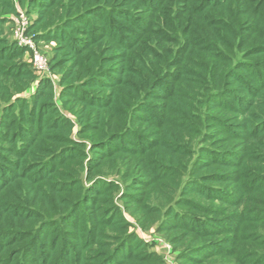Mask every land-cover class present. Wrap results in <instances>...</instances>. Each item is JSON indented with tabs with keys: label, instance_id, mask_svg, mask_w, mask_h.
<instances>
[{
	"label": "trees",
	"instance_id": "trees-1",
	"mask_svg": "<svg viewBox=\"0 0 264 264\" xmlns=\"http://www.w3.org/2000/svg\"><path fill=\"white\" fill-rule=\"evenodd\" d=\"M253 1L0 0V27L17 15V5L26 8L35 15L29 32L41 30L35 40L56 43L53 69L69 65L61 72L60 107L48 80H38L28 98L21 96L37 79L20 61L24 50L2 38L0 29V264H143V254L135 252L143 243L121 235L125 224L104 200L108 183L101 169L121 160L114 165L132 168L142 185L179 173L189 154L182 139L196 138L190 124L201 119L211 139L222 131L238 144L230 152L200 145L191 150L181 197L160 227L197 239L225 235L196 240L187 254L194 262L237 250L244 223L264 215L245 205L264 189V176L245 171L252 158L264 159V143L257 140L264 139V31L255 20H264V0ZM259 32L260 44L253 45ZM246 46L244 57L262 60L236 58L233 64L232 53ZM195 87L201 90L196 104L189 99ZM224 111L234 117L223 121L216 113ZM143 124L153 127L149 137ZM74 132L91 134L88 152ZM257 142L261 153L250 151ZM143 155L153 158L144 169ZM69 161L97 179L85 189L57 167ZM78 189L83 195L73 199ZM190 195L231 205L234 212L219 217L223 211H213V218L175 210L189 207ZM48 214L56 217H41ZM37 220L28 231L29 221ZM28 238V245L15 246Z\"/></svg>",
	"mask_w": 264,
	"mask_h": 264
},
{
	"label": "rangeland",
	"instance_id": "rangeland-1",
	"mask_svg": "<svg viewBox=\"0 0 264 264\" xmlns=\"http://www.w3.org/2000/svg\"><path fill=\"white\" fill-rule=\"evenodd\" d=\"M256 1L257 0H254L253 3H255ZM257 3H261V1H258ZM16 9L18 13L24 14V16L29 21V24L25 29L26 31L24 32V35L25 36L27 35L26 36L27 39H31L34 41L37 52L41 54V56H43L47 61V66H46L47 71L35 70L34 67L32 66L31 57H30L31 54L29 52H25L24 50V54L22 55L20 61L22 62L24 61L29 65L31 70H33L37 80H35L32 83V85H30L24 92H22L21 96L28 98L35 90L36 88L35 84L38 82V80H42V79L48 80L52 87V95H53L54 103H57L58 107H60V104L57 100L58 99L57 96L60 92L61 72L66 70V68L69 65L60 67L59 71L53 69L54 64L52 60L54 57V50L56 47V43L55 42L42 43L35 40V37H33V35L40 34L41 30L37 29L31 32H29L30 30H28V27L30 26L33 18L35 17L34 13H28L26 8H21L18 5L16 6ZM59 13L60 12H58L57 14ZM16 16H7L8 20L5 21L0 27L2 31L1 37L13 43H15L16 29L21 24L20 20L17 19L18 17ZM257 19L260 20L259 29L262 28L261 30L264 31V20H262V18L260 17L255 18L256 21ZM260 35H261L260 32L256 34L252 43L253 45L260 44L258 42ZM248 48L249 47L247 46L244 47L241 50L242 51L241 54H238L237 52L232 53L233 64H235L234 61L236 60V58L238 59L247 58L248 60H253V61L262 60L258 56L244 57V52L245 50H248ZM77 84H79V82ZM231 87L234 86L229 85V88ZM194 90L196 93H191L190 98L189 97L188 98L190 99V102L193 100L192 103L196 104L197 99H199L198 92H201V90H198L196 87L194 88ZM243 98H245V96H243ZM185 99L186 98H184V100ZM194 107H196V105L193 104L191 106V111L193 113H194L193 111ZM216 115L221 117L223 121L229 120V118L234 117L233 114L227 113L225 111L221 115L219 113H216ZM200 121L205 124L204 119H201ZM228 122L229 121H227V123ZM203 123H198V121L196 122L191 121L190 130L193 136L195 135L196 138L194 139L189 138L188 140H186V138L182 139L183 143L188 141L187 142L188 144H185L187 145L185 146V151L189 154H187V159L181 162L179 168L182 170H179V173L177 172L176 174L169 175L168 177L160 179L159 181H155V180L146 181L147 183L143 182L142 185L134 181L133 179L135 177L134 172L132 171V168H130L128 165H126L128 167H123V168L114 165V163H120L123 161L118 160L110 164H104V167L101 169L102 179L107 181L108 183L107 184L108 191L105 194L106 199L104 200L111 202L112 205L115 208H117L118 210L117 213L120 214L125 224V229H124L125 232L121 235L125 236L126 234H131L137 237L139 241L143 243V248L140 251L137 250L135 251L137 253L143 254V264H264V261L258 263L259 260L264 258V215L261 216L259 219L244 223L243 231H242L243 240L239 242L237 250H235L231 254H221L220 256L207 258L204 260H200L198 262L188 260L187 254L189 249L194 248L197 245L198 241L203 242L206 239L207 241L222 240L225 237L224 234L221 233L219 235L217 234L216 236H212V237L209 236L203 239H197V237L193 235L185 237L177 232L165 231L160 227L161 222L165 218V212H167V209L174 206L173 204L177 202L176 200H178L181 197L180 189L183 186L185 180L184 176L185 174L188 173L191 164L190 162H192V158H193V153H190L191 150L195 148L197 151L199 145L207 149L209 148L216 151L220 150V151L230 152L236 149V144H238V141L235 138L230 137V134H225L221 131V133H218L216 136L213 137V139H211L210 137L211 131H208V133H204ZM230 123H238V121L233 119L230 120ZM137 126L138 124L132 126V128L136 129ZM146 127L147 125L143 124V136L149 137V134L154 130L153 127H149V129H147ZM171 129L173 130L174 128ZM198 129L200 131H198ZM169 131H170V127L168 128V133ZM185 131H189V129ZM175 133L176 131H174L172 138L176 140L177 137ZM202 133L204 134L202 139H205V137L209 138L207 142L205 141L201 142V137H199V134L202 135ZM90 136L89 134L76 135V132H74L72 138L82 143L81 144L82 146L79 147L81 150L88 152V145L91 139ZM257 140L264 143L263 138L259 137ZM178 141H180V138L178 139ZM260 142H257V144L256 143L250 144L249 145L250 146L249 148L251 149L250 151L251 152L258 151L257 153L263 152L259 148V146L262 145V143ZM153 154L154 153H152V157ZM152 157L143 155V169L145 168V166L149 164V162H151V160L153 159ZM129 158L131 159L132 157ZM258 160L252 158L246 164L245 171L246 172L254 171L264 176V159L263 160L258 159ZM57 167L59 168V170H62V172H64L66 176L68 177L70 176L73 179L76 178V180H80V185L85 187V189L90 186L88 182L89 180L97 179V178H90V179L86 178L85 170L80 169L75 161H69ZM124 175L127 176L123 177ZM212 186L222 187L224 185L215 184ZM76 192L79 194V197L78 198L73 197V199L81 198V196L83 195V190L78 189ZM129 196H132V198L138 197L139 202L134 203L132 200L128 199ZM186 200L189 203L188 204L189 207L177 205V208H175V210L182 211L184 213H193L197 216L213 217V218L218 217L217 214H215V212L213 211H223V214L220 215L219 217H223V216L228 217L234 212V208H231L232 207L231 205H225L214 200L204 201L203 199H200L198 197L197 198L193 197L192 195L186 196ZM130 201H132L133 203ZM245 205L249 209H254L257 211L264 210V189L253 192V194H251L248 197L247 203ZM137 209H138V213L135 212V210ZM59 211L60 210L58 209L57 211L54 212H56V214H60ZM51 216L56 217L53 214H48L46 216L42 215L41 217L44 219H48ZM40 221L39 220L29 221L31 227H28L27 230L28 231L35 230L36 227H38ZM31 224L35 226H32ZM32 227L34 229L31 230L30 228ZM105 233L113 238H117V236H119V232L111 229H105ZM29 242L30 239L28 238L26 241H23V243H18L15 246L24 247L25 245H28ZM113 242L116 243L117 241L114 240ZM16 259L18 260V257H16Z\"/></svg>",
	"mask_w": 264,
	"mask_h": 264
},
{
	"label": "built area",
	"instance_id": "built-area-1",
	"mask_svg": "<svg viewBox=\"0 0 264 264\" xmlns=\"http://www.w3.org/2000/svg\"><path fill=\"white\" fill-rule=\"evenodd\" d=\"M17 19L20 20L21 24L16 29L15 34V44L18 48L25 50V52H29L31 54V62L32 66L35 70L38 71H47V61L46 59L41 56L36 50V45L33 40L27 39L24 35L25 29L27 28V25L29 24V21L22 13H17Z\"/></svg>",
	"mask_w": 264,
	"mask_h": 264
}]
</instances>
